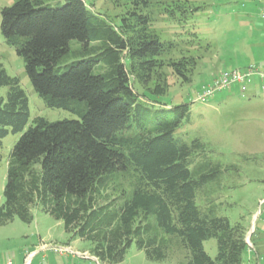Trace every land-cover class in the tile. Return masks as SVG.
I'll return each mask as SVG.
<instances>
[{
  "label": "trees",
  "instance_id": "obj_1",
  "mask_svg": "<svg viewBox=\"0 0 264 264\" xmlns=\"http://www.w3.org/2000/svg\"><path fill=\"white\" fill-rule=\"evenodd\" d=\"M52 1L62 3L16 0L2 8L0 33L23 60L44 106L76 119L37 117L23 132L27 97L0 64V88H6L0 140L23 132L7 162L0 225L14 218L30 223L31 210L38 208L74 239L89 241L92 255L106 264L121 262L132 243L150 261L164 260L174 246L184 253V264H247L246 229L218 216L215 204L202 209L196 202L197 193L217 188L231 167L213 161L200 139L177 134L190 122L189 104L161 103L166 86L147 87L171 49L150 32L153 0H112L131 7L117 28L83 0ZM173 3L169 19L176 25L200 11L188 0ZM190 64L182 59L169 67L188 84ZM133 82L148 94L135 91ZM114 174L135 178L129 197L119 205H97L102 180ZM141 218H152L167 238L148 236ZM115 221L116 229L109 230ZM210 239L216 241L214 259L203 248Z\"/></svg>",
  "mask_w": 264,
  "mask_h": 264
},
{
  "label": "rangeland",
  "instance_id": "obj_2",
  "mask_svg": "<svg viewBox=\"0 0 264 264\" xmlns=\"http://www.w3.org/2000/svg\"><path fill=\"white\" fill-rule=\"evenodd\" d=\"M15 1L0 0V11ZM83 1L92 12L115 28L120 18L131 9L125 2ZM46 2L51 5L62 3ZM188 2L200 7V11L194 17H189L183 26L169 19V13L174 8L173 0H153L147 10L152 21L150 32L171 44L169 52L161 57L162 66L158 74L147 87L153 89L158 84L166 86L167 93L158 100L161 103L171 106L189 104L190 122L184 124L177 134L186 141L200 139L213 161L222 167H231L222 177L219 188L211 187L198 192L196 202L202 209L215 204L218 216L226 217L230 224L243 226L252 264H264V206H260V201L264 199V90L255 82L248 85L245 92L233 85L217 93L207 103L196 102L203 85L223 71L239 69L248 64L253 60L252 51L257 50V44L264 48V25L260 20L264 0ZM173 17L175 19L176 16L173 14ZM182 59L191 61L185 72L188 84H184L169 67L171 62ZM0 64L9 77L18 79L27 97L29 121L23 132L37 117L49 122L76 119L75 115L65 110L44 106L25 74L23 60L5 44L1 33ZM132 85L135 91L145 92V88L136 82ZM251 92L254 96H250ZM5 93L6 88H0V96L4 97ZM142 101L147 102L145 99ZM23 132L10 133L0 140V205L4 202L7 162ZM200 159L197 157L194 164ZM135 182L132 174H114L104 178L96 194L97 205L111 202L119 205L129 197ZM31 216L32 220L27 224L14 218L0 225V264L7 261L25 264L27 259L28 264H106L92 255L89 241L74 239L71 233L65 232L61 221H56L38 208L31 210ZM140 221L141 225L148 227V236L157 241L167 238L156 229L152 218H141ZM116 225V221L113 222L109 230L116 229ZM203 248L210 258H215L217 246L214 239L205 241ZM183 255L173 246L164 260L150 261L132 243L124 259L117 264H184Z\"/></svg>",
  "mask_w": 264,
  "mask_h": 264
},
{
  "label": "built area",
  "instance_id": "obj_3",
  "mask_svg": "<svg viewBox=\"0 0 264 264\" xmlns=\"http://www.w3.org/2000/svg\"><path fill=\"white\" fill-rule=\"evenodd\" d=\"M260 19L264 24V10L260 14ZM252 81H258L264 84V70L255 65H249L243 69H234L221 72L211 82L203 85L197 94L196 102L207 103L217 93L228 90L231 86L237 85L242 90ZM260 206H264V199L260 201ZM58 250V249H57ZM61 251V250H60ZM29 259L25 261L28 264ZM6 264H13L7 261Z\"/></svg>",
  "mask_w": 264,
  "mask_h": 264
},
{
  "label": "crops",
  "instance_id": "obj_4",
  "mask_svg": "<svg viewBox=\"0 0 264 264\" xmlns=\"http://www.w3.org/2000/svg\"><path fill=\"white\" fill-rule=\"evenodd\" d=\"M261 20V19H260ZM264 25V24H263ZM256 48L255 49H257V50H255V52H253L252 51V53H253V55H252V59L253 60H250V62L248 63V64H244L243 66H241L239 69H243V68H246L247 66H249V65H255L256 67H258L259 69H263L264 70V48L263 49H261V44L259 43V44H257L256 46H255ZM252 82H255V83H258L259 84V86H260V88L262 89V90H264V84H262V83H260V82H258V81H252ZM252 82L250 83V84H252ZM250 84H248V85H250ZM247 85V86H248ZM246 86V87H247ZM239 87V86H238ZM240 88V87H239ZM246 90V89H245ZM245 90H243L242 92H245ZM251 95L250 96H254V93H250ZM248 252H250V251H248ZM253 260H252V256H251V253H248L247 254V257H246V263L247 264H252L253 262H252Z\"/></svg>",
  "mask_w": 264,
  "mask_h": 264
}]
</instances>
